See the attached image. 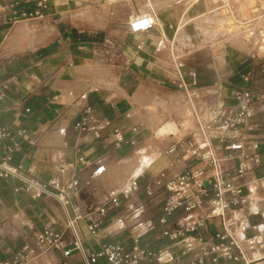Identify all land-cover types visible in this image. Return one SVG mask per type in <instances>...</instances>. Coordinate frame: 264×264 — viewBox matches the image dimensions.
<instances>
[{"label": "crops", "instance_id": "1", "mask_svg": "<svg viewBox=\"0 0 264 264\" xmlns=\"http://www.w3.org/2000/svg\"><path fill=\"white\" fill-rule=\"evenodd\" d=\"M39 2L45 6H39ZM146 7L155 11V26L147 32H130L128 16ZM13 9L38 11L42 17L15 19ZM207 12L210 10L205 1L190 4L189 0H0V84L6 85L1 89L0 125L19 142L12 152V163L20 165L24 176L41 182L51 178L60 185L70 178L80 184L88 182L73 199L84 210L100 203L106 193L121 189L107 183L109 171L120 180L127 178L121 174L122 168L131 165L130 173L136 174L130 179L138 176V184L142 179L146 182L141 193L132 192L120 206L106 205L96 240L85 232V224L98 214L91 212L82 222L86 255L102 244L122 243L128 249L134 245L135 227L113 234L105 233L103 228L117 212L135 202L152 206L150 218L137 225L138 245L176 252L162 232L183 222L184 213L178 209L166 215L162 204L157 203L159 197L149 198L145 188L159 172H165V180L190 167L201 177L213 174L210 165L186 152L187 142L210 138L219 169H234L241 160L247 167L245 180L264 176L263 141L258 143L256 154L244 160L241 157L242 152L249 151L251 137L264 130V49L258 53L243 32L208 36L202 29V14ZM31 19H38L40 29L52 26L53 37L36 48L24 46L22 51L2 47L5 38L16 36L20 30H12L15 24ZM198 54L204 55V60L196 61ZM191 71L196 73L195 83L189 76ZM179 81L184 82V88ZM190 90L198 94L193 99L198 103L197 128L190 118ZM243 90L251 92L255 101L251 119L255 130L242 133V149L226 148L240 137L230 138V131L212 126L202 127L214 108L222 107L231 115L236 109L234 94ZM175 116L182 120L181 128L174 122ZM82 117L89 119V129L77 132L74 124ZM101 126L100 136H95L93 128ZM61 127L65 128L64 134L59 132ZM22 131L28 139L19 135ZM120 135L122 141L118 143ZM217 136L227 138L220 141ZM10 143L9 138L0 140V154ZM79 156L84 162L78 161ZM102 163L105 170L94 176L93 170ZM170 163L174 165L172 170ZM211 182L209 178L205 184ZM153 189L158 194L164 190L159 186ZM230 215L264 225V182ZM64 224V214L55 198L35 197L21 182L0 177V261L11 260L26 246L32 257L26 264H85L75 249L68 256L62 254V249L39 252L35 236L43 227L64 232L65 247L71 246ZM221 227L222 219L213 217L197 227L192 236L211 237ZM211 242L208 239L205 245ZM94 264L106 261L100 257ZM199 264L239 261H213L207 255Z\"/></svg>", "mask_w": 264, "mask_h": 264}, {"label": "built area", "instance_id": "2", "mask_svg": "<svg viewBox=\"0 0 264 264\" xmlns=\"http://www.w3.org/2000/svg\"><path fill=\"white\" fill-rule=\"evenodd\" d=\"M39 6L45 4L39 2ZM154 10L150 7L146 9H137L127 18V28L132 33L147 32L151 30L156 22ZM14 18L30 19L42 17L38 11H17L12 10ZM180 76V75H179ZM192 83H195L196 73H189ZM181 78V76H180ZM248 80V76H244ZM180 87H185L183 81H179ZM6 85L0 84V96H3L2 88ZM190 94L198 97V94L190 90ZM235 111L231 115L226 114L222 107L214 108L206 126H212L220 131H230V138H238L228 143L225 147L230 149H242L245 137L243 132H253L255 125L251 119L255 115L253 110V96L248 90L237 91L234 94ZM264 111V106L261 107ZM88 113V108L85 109ZM208 125V126H207ZM89 126V119L82 117L75 122L74 128L77 132H83ZM101 127L93 128L95 136H100ZM61 134L65 133V128L59 129ZM23 139H28L24 131L19 134ZM9 138L11 143L3 146L0 154V177H9L15 179L26 186L35 197L48 195L55 198L60 205L65 218L64 228L67 232L71 246L65 247L63 240L64 232H53L48 227L36 234L35 241L38 245L39 252H45L51 249H62V254L68 256L72 250H77L85 264H94L100 257H103L106 264H140L144 261H156L158 264H199L207 255L212 256V260L223 258L227 261H239V264H264V225L251 223L246 217H234L230 215L237 208H240L248 202L253 191L264 182V176L245 180L244 176L247 167L243 161H239L234 169H219V158L215 146L210 138L200 137L196 142L186 145V152L198 162H204L210 165L214 172L209 177H201L193 167L184 169L165 180V172L154 174L148 182L145 193L149 198L159 197L157 203L162 204L163 212L168 215L175 210L181 209L184 213V221L177 224V227L164 230L163 235L170 239L171 246L176 252L166 249H150L138 245L139 234L133 235L134 245L128 249L122 243L102 244L96 251L89 255L85 254L83 247L84 233L82 232V222L86 220L91 212H96L98 216L90 219L85 224V232L96 240L102 228V218L106 214V205L120 206L122 198L129 200L132 192L136 191L138 186V176L131 179L128 188H123L114 192L106 193V197L97 204L87 207L74 203L73 199L78 197L80 192L88 184H80L76 178H70L65 184L60 185L53 178L47 182H41L34 178H28L20 172V165L12 163V152L18 149L19 142L11 137L9 130L0 125V140ZM222 141L226 136H217ZM250 139V138H249ZM252 142L249 144V151L242 152L241 157L244 160L249 155L256 154L255 151L260 141L264 142V130L251 137ZM122 141V136H118L117 142ZM172 150V148L170 149ZM78 161L84 162L83 157L79 156ZM174 167L170 163V170ZM105 170V165L98 164L93 170V175L98 176ZM212 178L210 184L205 182ZM154 186L163 188L162 193H156ZM50 187L55 188L52 191ZM139 210L133 216L125 215L113 219L109 224L104 226L103 230L107 234H113L125 228V226L138 217ZM220 217L222 227L217 230L211 237L192 236V232L201 227L205 220ZM190 219V221H189ZM164 221L163 219L161 220ZM251 231H255L251 233ZM212 240L210 244L205 245L207 240ZM193 255L192 258L186 259L187 256ZM32 257L28 254L27 247L23 246L19 252L13 255L11 260L0 261V264H26Z\"/></svg>", "mask_w": 264, "mask_h": 264}, {"label": "rangeland", "instance_id": "3", "mask_svg": "<svg viewBox=\"0 0 264 264\" xmlns=\"http://www.w3.org/2000/svg\"><path fill=\"white\" fill-rule=\"evenodd\" d=\"M201 1H205L206 8L210 10V12L202 14V20L205 24L204 28L202 29L208 34V36H214L221 32H243L246 34V38L254 43L255 49L258 50V53H261V51L264 49V0H189V3L198 4ZM14 28H19L20 30L16 36L11 37L10 39L5 38L2 47H4L6 50L7 48H15L19 51H22L24 46H27V48H36L37 46L44 45L53 37L54 30L52 26L49 25H47L46 28L41 27L40 29L38 19H31L29 21L17 23L12 27V30ZM204 58V55L198 54L196 61H202ZM190 95L192 99L190 103V118L194 126L197 128L200 121L197 110L198 103L193 100L196 99L195 95ZM181 121L182 120L178 119L176 116L174 117V122L179 128H181ZM192 135L193 134H190V136ZM142 165L147 164L143 163ZM142 165L140 164L138 167L141 168ZM130 169L131 165H127L122 168L121 174L127 175V178L120 180L112 177V173L109 171L106 175L107 183L110 186L115 187H118L119 184H124L127 182L130 184V177L136 174V171L130 173ZM145 185L146 182L144 179H142L140 184H138L136 191L141 193L144 190ZM121 188H124V186ZM120 198L122 199V202L127 201L122 197ZM151 209L152 206L150 204H139L135 202L130 207L127 206V208H122V211L117 212L113 219L119 217L120 215H129L130 217L136 214L139 210H142L138 217L129 222L125 228L122 229L129 230L135 227L133 232L134 234H137L140 230L139 226L137 225L150 218L152 213Z\"/></svg>", "mask_w": 264, "mask_h": 264}, {"label": "bare ground", "instance_id": "4", "mask_svg": "<svg viewBox=\"0 0 264 264\" xmlns=\"http://www.w3.org/2000/svg\"><path fill=\"white\" fill-rule=\"evenodd\" d=\"M146 5H148V4H146ZM147 8V7H146ZM186 33V32H185ZM182 34H184V33H182ZM186 36H188L187 34H186ZM148 119H150L149 117H148ZM145 120V119H144ZM151 120V119H150ZM145 122V121H144ZM149 122V121H148ZM116 185H118V184H116ZM124 186V188H127L128 186H129V183L127 182V183H124V184H119V186L118 187H116V188H118V189H120L121 187H123ZM121 189H123V188H121Z\"/></svg>", "mask_w": 264, "mask_h": 264}]
</instances>
